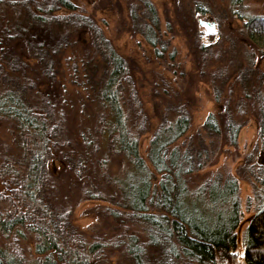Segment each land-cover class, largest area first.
<instances>
[{"label": "trees", "instance_id": "16d2710c", "mask_svg": "<svg viewBox=\"0 0 264 264\" xmlns=\"http://www.w3.org/2000/svg\"><path fill=\"white\" fill-rule=\"evenodd\" d=\"M142 1V15L132 10L133 23L144 26L141 32L155 45L146 19L156 24V10L151 1ZM75 7L73 0H0V128L10 127L11 141L0 145V264H264V195L262 201L257 197L255 213L247 219L238 175L219 174L191 186L189 175L205 166L202 154L208 155V150L195 149L192 143L189 148L175 144L191 125L186 103H168L160 110L159 125L150 135L146 156L162 174L158 187L152 189L151 169L140 148L148 117L131 62L114 47L93 14ZM242 27L264 51V17H251ZM74 31L90 33L87 43L94 51L85 60L84 76L95 101L96 126L83 152L72 144V149L63 147L68 135L56 120L59 105L42 90L49 81H56L60 51L74 43L70 38ZM199 45L206 58L210 47ZM32 65H37L34 70ZM256 98L264 132V95ZM242 124L228 117L223 130L210 113L204 128L208 136L224 131L236 144ZM115 155L126 164L123 176L97 167ZM50 159L79 177L84 176L87 162L97 163L90 167L92 173L102 174L118 190V208H110V213L141 226L144 239L129 230L123 232V239L89 238L73 222L71 206L56 199ZM82 192L86 199L89 194L103 197L102 187L95 184ZM243 221L242 253L238 254ZM113 240H122L118 243L122 249L112 245ZM116 254L121 259L115 261Z\"/></svg>", "mask_w": 264, "mask_h": 264}, {"label": "rangeland", "instance_id": "374dc122", "mask_svg": "<svg viewBox=\"0 0 264 264\" xmlns=\"http://www.w3.org/2000/svg\"><path fill=\"white\" fill-rule=\"evenodd\" d=\"M73 1L78 12L95 16L114 47L131 62L138 97L148 117L146 128L149 131L142 133L140 148L151 169L152 189L158 187L162 174L146 156L150 135L159 125L160 110L162 113L168 103H186L191 112V125L175 144L189 148L192 143L195 149L207 147L208 150V155L202 154L205 166L189 175L191 186L219 174L238 175L244 218L252 217L257 197L262 201L264 195V132L259 123L261 115L256 98L259 93L264 95V51L249 40L242 26L251 17H264V0H149L155 7L157 20L155 24L147 18L146 23L152 28L151 38L155 39V45L141 32L144 26L135 27L133 23L132 10L142 15L145 5L142 0ZM203 20L216 22L217 36L207 33V28L200 23ZM70 38L74 43L60 51L56 81H49L42 90L59 105L56 120L64 125L68 135L63 147L69 150L72 144L83 152L92 138L90 130L96 126V119L92 117L96 112L92 104L95 101L91 100L84 76L85 60L94 51L92 44L87 43L91 42V34L87 31H74ZM200 43L210 47L206 58ZM36 66L31 68L34 70ZM222 71L223 75H217ZM210 113L219 120L223 130L228 117L243 123L236 144L226 138L223 130L221 134L208 136L204 122ZM9 131L6 125L0 128V145L2 141L11 142ZM93 142H97L94 136ZM95 164L87 162L84 176L79 177L68 166H60L50 159L56 199L60 204L71 206L73 222L89 238L99 235L123 239V232L129 230L131 233L137 231L144 239L141 226H134L127 219L122 221L110 213V208H118L115 201L118 190L112 183H106L102 174L92 173L90 167ZM97 165L104 167V173L114 176H123L127 169L123 159L116 155ZM258 175L261 179L256 181ZM90 184L102 187V198L89 194L86 199L82 190ZM241 225L238 254L242 253L246 222ZM121 241L113 240L112 245L118 248ZM31 256H35L33 251ZM117 259H121L118 254L114 256V260ZM218 264L225 263L219 261Z\"/></svg>", "mask_w": 264, "mask_h": 264}, {"label": "water", "instance_id": "95a60500", "mask_svg": "<svg viewBox=\"0 0 264 264\" xmlns=\"http://www.w3.org/2000/svg\"><path fill=\"white\" fill-rule=\"evenodd\" d=\"M200 23L207 28L208 34H215L216 32L215 22L203 20L200 21Z\"/></svg>", "mask_w": 264, "mask_h": 264}, {"label": "flooded vegetation", "instance_id": "af4514ba", "mask_svg": "<svg viewBox=\"0 0 264 264\" xmlns=\"http://www.w3.org/2000/svg\"><path fill=\"white\" fill-rule=\"evenodd\" d=\"M215 27H216V32H215V34H216V36L218 35V28H217V24H216V22H215ZM210 37V36H209ZM208 37V38H209Z\"/></svg>", "mask_w": 264, "mask_h": 264}]
</instances>
